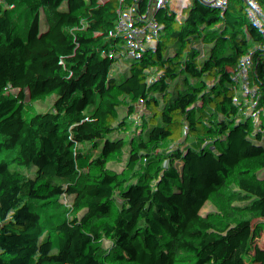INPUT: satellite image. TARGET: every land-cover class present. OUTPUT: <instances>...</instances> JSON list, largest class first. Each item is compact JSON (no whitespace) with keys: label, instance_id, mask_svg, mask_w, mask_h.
Returning <instances> with one entry per match:
<instances>
[{"label":"trees","instance_id":"1","mask_svg":"<svg viewBox=\"0 0 264 264\" xmlns=\"http://www.w3.org/2000/svg\"><path fill=\"white\" fill-rule=\"evenodd\" d=\"M197 1L0 0V45L9 37L4 62L16 94L0 101V232L18 227L12 241L0 245V264H86L101 234L108 248L94 264H216L210 253L198 256L191 213L210 186L212 217L231 241L221 253L223 263L264 264V224L234 217L237 207H253L250 187L264 185L262 114L245 123L262 128L253 140L235 131L244 122L235 123L239 109L230 112L231 128L215 124L239 168L232 185L223 184L224 170L199 129L183 148L154 132L140 153L119 144L124 165L116 185L94 195L85 214L71 209L83 182L74 168L80 128L87 130L84 140L92 138L83 108L84 47L93 51L97 78L90 90L102 146L128 105L173 114L179 99L190 96L192 109L213 107L236 88L235 73L240 76L258 54L264 57V0H238L222 28L219 13L200 9ZM198 37L229 43L228 72L217 63L207 73L200 70L199 60L211 59L215 50L211 45L207 54ZM249 91L243 100L254 95ZM48 92L55 94L56 110L39 100ZM25 113L29 121L22 119ZM81 231L90 237L78 254Z\"/></svg>","mask_w":264,"mask_h":264},{"label":"built area","instance_id":"2","mask_svg":"<svg viewBox=\"0 0 264 264\" xmlns=\"http://www.w3.org/2000/svg\"><path fill=\"white\" fill-rule=\"evenodd\" d=\"M197 6L204 10L213 7L221 19H224L229 11L238 9V0H198ZM80 54L84 63L86 81L83 108L92 121L90 126L92 138L90 140H84L87 136V130L80 128L81 140L78 143L79 149L74 166L83 174L80 190L96 196L100 195L108 186L116 185L124 165V159L119 157L116 152V147L119 144L133 145L140 153L153 131L167 141L180 144L183 148L188 143L190 133L194 129H199L205 135L209 154L224 170L225 180L223 184L229 186L234 183L239 168L235 166L231 155L217 136L214 127L217 123L224 128H231L233 120L230 117V112L246 105L242 96L250 90L256 78L255 73H249L244 78L235 77L236 88L227 98L219 101L213 107L199 106L192 109L190 108V96H182L179 99L173 114L162 112L153 106L128 105L122 111L118 122L111 126L110 139L107 145L102 146L99 139L101 121L97 102L90 90L97 78L92 60L93 51L90 47H84ZM4 57V55L0 57V101L7 102L15 99L16 94L7 83ZM39 100L52 110H56L53 92H48ZM178 105H186L189 109L180 113ZM30 118V113H25L22 116V119L26 121H29ZM144 124L146 125L144 126ZM250 189L255 190L254 187H250ZM76 190L78 189L76 188ZM257 190L260 191L257 203L250 210L237 208L234 217L238 222L249 221L255 226L264 224V186ZM213 201V186L199 194L198 200L191 210L196 223L193 238L198 243V256L210 253L216 257V264H224L221 253L230 247L231 241L229 237L221 236L220 223L212 218L210 208ZM227 208L231 209L232 205L227 204ZM104 241L105 237L101 234L96 240V248L98 249Z\"/></svg>","mask_w":264,"mask_h":264},{"label":"rangeland","instance_id":"3","mask_svg":"<svg viewBox=\"0 0 264 264\" xmlns=\"http://www.w3.org/2000/svg\"><path fill=\"white\" fill-rule=\"evenodd\" d=\"M197 3V2H196ZM204 10V9H202ZM214 11V8L211 7L208 10H204V11ZM216 11V9H215ZM217 21L219 22V27H223L224 26V19H221L220 15H218V19ZM9 37H7V39H5V43L0 45V57H2L3 55L6 56L8 54V49H7V42ZM200 39V42L206 46L207 50V54L211 53L210 51V46L213 45V48L215 50V53L213 54L211 59H206V58H202L201 60H199V67H201V71L207 73L214 64H218L219 66H222V71L228 72L229 71V66L226 64L225 62V57L224 53L225 51L228 49L229 47V43L227 41L224 42H214L211 40H208L206 37H202V38H197ZM6 44V45H5ZM235 72V71H233ZM249 73H255L256 74V78L254 79V82L252 83V86L250 88V93L252 92L254 95L252 97H247L248 100H244L246 105H244L241 108H238L240 113H241V117L238 116V118H236L235 123H238V125H240L241 122L242 123V127L235 129V131L237 133H243L245 136H247L248 139L253 140L254 137L258 138L259 136V131H262V128H256V129H249L248 126L245 125L246 121H250V120H254L255 117L258 114H262L264 115V85L262 84L263 81V76H264V57L261 54H258L254 61L248 66L246 67V69L243 70L242 74L235 73L234 74V78H238V77H246ZM204 78H200L198 77V80H202ZM255 99L256 101H258V104L261 106L260 108L256 107L255 104ZM254 101V103L252 104L251 101ZM188 107V106H187ZM256 107V108H255ZM191 108V107H190ZM189 109V107H188ZM187 109V110H188ZM237 109V110H238ZM186 111V110H185ZM146 124H144L145 126ZM237 125V126H238ZM153 130V129H151ZM152 134L154 133L153 131L151 132ZM151 134V135H152ZM151 138V137H149ZM146 139V138H145ZM22 140H26V136H24L22 138ZM254 142V141H252ZM2 150H3V154L5 152L4 150V146H1ZM144 149V148H143ZM4 160V159H3ZM78 195L73 199L72 205H71V209L76 212V214L78 216H81L83 214H85V212L89 209V201L90 199L93 197V194L90 193H85L82 189L80 190V188L78 189ZM260 191L256 192V195H259ZM252 193H248V199H250V201H252ZM113 209H111V213L110 216H112ZM18 230V227L16 225H13L9 228H7L5 231L0 232V245H4V244H8L12 241V238L15 234V232ZM81 237L84 236V238L81 240L78 248H77V253L78 254H82L86 251L87 249V240L90 237V233L88 232H84L81 231ZM100 247L97 249H93L92 250V255L94 256V259H92V257L90 258V260L88 261V263L86 264H94V262L96 263L97 260L101 259V255L102 253H104V251L108 248V244L104 241L102 242L100 245ZM233 259H231L230 261H232ZM229 264V263H228ZM233 264H236L233 262Z\"/></svg>","mask_w":264,"mask_h":264},{"label":"crops","instance_id":"4","mask_svg":"<svg viewBox=\"0 0 264 264\" xmlns=\"http://www.w3.org/2000/svg\"><path fill=\"white\" fill-rule=\"evenodd\" d=\"M251 102H254L253 100L251 101ZM178 111L180 112V113H182V112H184L185 110H187L188 109V107L186 106V105H178ZM132 147H133V145H131ZM135 148V147H134ZM262 186H264V185H262ZM258 190L257 189H255V190H251V189H249V191H248V193H252V201H250V199H248V205H254V204H256L257 203V198H258V196L259 195H256V192H257ZM248 193H247V197H248ZM249 198V197H248ZM211 208H212V206H211ZM211 208H210V210H211ZM237 208H241V209H243V208H245V207H243V206H239V207H237ZM247 210H250V209H247ZM245 211V210H244ZM211 215H212V213H211ZM213 218V217H212ZM215 220V219H214ZM252 224V223H251ZM253 225V224H252ZM232 256V255H231ZM231 259H232V257H231ZM230 259V260H231ZM230 260L228 261V262H230Z\"/></svg>","mask_w":264,"mask_h":264}]
</instances>
